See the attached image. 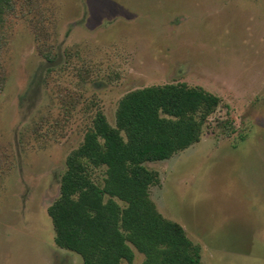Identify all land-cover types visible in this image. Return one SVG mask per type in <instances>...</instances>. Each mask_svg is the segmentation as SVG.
<instances>
[{"label":"rangeland","instance_id":"1","mask_svg":"<svg viewBox=\"0 0 264 264\" xmlns=\"http://www.w3.org/2000/svg\"><path fill=\"white\" fill-rule=\"evenodd\" d=\"M177 83L221 102L198 144L146 163L160 175L151 199L204 264H264V0H7L0 264H84L48 213L69 155L98 113L115 127L127 94Z\"/></svg>","mask_w":264,"mask_h":264},{"label":"trees","instance_id":"2","mask_svg":"<svg viewBox=\"0 0 264 264\" xmlns=\"http://www.w3.org/2000/svg\"><path fill=\"white\" fill-rule=\"evenodd\" d=\"M7 0H0V16ZM221 99L187 83L127 94L116 126L98 113L66 163L59 198L49 208L56 244L84 264H204L184 227L156 208L150 189L160 175L146 163L171 159L201 141ZM105 169L95 182L93 172Z\"/></svg>","mask_w":264,"mask_h":264}]
</instances>
